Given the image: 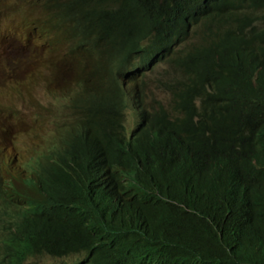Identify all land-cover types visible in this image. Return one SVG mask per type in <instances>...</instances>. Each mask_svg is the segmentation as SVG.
<instances>
[{
  "label": "trees",
  "instance_id": "trees-1",
  "mask_svg": "<svg viewBox=\"0 0 264 264\" xmlns=\"http://www.w3.org/2000/svg\"><path fill=\"white\" fill-rule=\"evenodd\" d=\"M37 87L0 264H264V0H0V139Z\"/></svg>",
  "mask_w": 264,
  "mask_h": 264
},
{
  "label": "rangeland",
  "instance_id": "rangeland-1",
  "mask_svg": "<svg viewBox=\"0 0 264 264\" xmlns=\"http://www.w3.org/2000/svg\"><path fill=\"white\" fill-rule=\"evenodd\" d=\"M17 20L19 19L17 18L15 21L9 22L5 28V31L12 38L16 37L20 29L16 25ZM33 96L36 99L43 100L48 108L33 109L31 104H33L34 101L30 100V98H25L23 100V104L20 105V110L24 114L23 121L31 128L30 132L28 134L23 133V135L19 136L14 145L8 139H0V153L3 152L6 155L7 162L13 157L15 159L18 158L22 167L24 163L29 161L30 157L33 156L35 152L40 153L43 149H46L48 141L53 137V120L50 114L51 109L57 104L54 100L46 97L39 87L35 88L29 97ZM19 178H21L23 182V173H21ZM22 186L23 184L20 187ZM34 261L39 264L49 262L46 258H37Z\"/></svg>",
  "mask_w": 264,
  "mask_h": 264
},
{
  "label": "clouds",
  "instance_id": "clouds-1",
  "mask_svg": "<svg viewBox=\"0 0 264 264\" xmlns=\"http://www.w3.org/2000/svg\"><path fill=\"white\" fill-rule=\"evenodd\" d=\"M40 102H43V100H40V99H38ZM26 134H28L29 132H28V129H26V132H25Z\"/></svg>",
  "mask_w": 264,
  "mask_h": 264
},
{
  "label": "bare ground",
  "instance_id": "bare-ground-1",
  "mask_svg": "<svg viewBox=\"0 0 264 264\" xmlns=\"http://www.w3.org/2000/svg\"><path fill=\"white\" fill-rule=\"evenodd\" d=\"M178 31L175 30V34H177Z\"/></svg>",
  "mask_w": 264,
  "mask_h": 264
}]
</instances>
